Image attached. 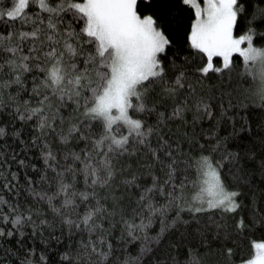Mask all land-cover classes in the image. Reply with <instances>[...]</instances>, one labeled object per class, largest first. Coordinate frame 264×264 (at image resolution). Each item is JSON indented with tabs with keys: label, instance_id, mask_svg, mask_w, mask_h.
I'll return each instance as SVG.
<instances>
[{
	"label": "snow or ice",
	"instance_id": "1",
	"mask_svg": "<svg viewBox=\"0 0 264 264\" xmlns=\"http://www.w3.org/2000/svg\"><path fill=\"white\" fill-rule=\"evenodd\" d=\"M0 264H264V0H0Z\"/></svg>",
	"mask_w": 264,
	"mask_h": 264
},
{
	"label": "trees",
	"instance_id": "2",
	"mask_svg": "<svg viewBox=\"0 0 264 264\" xmlns=\"http://www.w3.org/2000/svg\"><path fill=\"white\" fill-rule=\"evenodd\" d=\"M5 2H6V0H5ZM189 16H190V12L186 9V10H185V15H184V17H183L182 19L185 20V21H187V19L189 18ZM173 35H177V34H176V33H173ZM238 136H243V133L238 132ZM244 144L246 145L247 142L245 141ZM237 150H241V149H237ZM247 152H248V148H247V147H243V150L241 151V155H242V163L244 162V161H243V157H244V155H245ZM256 238L259 239V237H256Z\"/></svg>",
	"mask_w": 264,
	"mask_h": 264
}]
</instances>
